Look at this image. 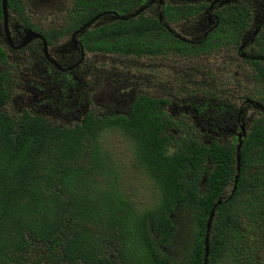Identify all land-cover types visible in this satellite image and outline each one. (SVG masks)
<instances>
[{"label":"trees","instance_id":"16d2710c","mask_svg":"<svg viewBox=\"0 0 264 264\" xmlns=\"http://www.w3.org/2000/svg\"><path fill=\"white\" fill-rule=\"evenodd\" d=\"M144 1L125 0L111 8L129 14ZM16 3L10 0L11 7ZM169 9L165 21L182 19L167 18ZM227 9L230 14L234 7ZM242 11L233 12L232 19L246 18L247 10ZM88 15L86 10L70 17L72 28L92 19ZM161 23L141 14L87 35L100 46H120L116 53L122 56L184 51ZM112 37L115 43L109 44ZM5 56L0 48V60ZM255 67L261 84L254 92L264 101V68ZM7 81L0 75V264H205L215 206L208 264H263L262 124L242 146L233 193L238 174L234 152L206 146L194 136L178 141L174 132L179 127L164 113L169 105L165 96L142 94L129 115H90L81 125L60 127L30 112L8 113L14 91ZM111 129L134 142L140 170L159 192L158 205L143 214L137 212L133 192L123 195L125 176L98 143ZM183 214L186 222L179 220ZM185 224L194 229L192 239L183 234Z\"/></svg>","mask_w":264,"mask_h":264},{"label":"flooded vegetation","instance_id":"af4514ba","mask_svg":"<svg viewBox=\"0 0 264 264\" xmlns=\"http://www.w3.org/2000/svg\"><path fill=\"white\" fill-rule=\"evenodd\" d=\"M123 1L125 0H17L16 5L11 7L10 0H7L5 17L3 0H1L0 48L5 51L6 56L0 60V75L7 77L6 86L8 85L9 89L14 92L20 89L28 90L32 84L36 86L40 95L42 93L47 95L44 102L46 105H43L47 110L41 111L33 108L36 106H27L29 110L24 109V112H30L34 116L44 117L47 120L53 117L54 119H50L73 123V126L64 127L81 125L84 119L90 115L94 118L118 114L129 115L134 101L129 99L128 94L125 95L121 92L123 88L114 87L112 85L114 82L111 84V79L108 77L103 82L95 83L92 87L93 81L88 77L92 70L90 64L87 63L90 56L106 58L108 55H120L116 53V49H119L120 46L116 49H110L108 45L100 46L96 43L98 39L92 40V37L87 34L93 29H104L118 22L119 20L113 19L116 15L130 18L142 7H147L142 14L153 13L156 8L155 13L162 22V26L174 39L183 43L184 51L175 55L180 60H198L212 55L209 62L217 63L220 58H223L226 53L230 54L231 51L246 65H251L250 67L254 71L257 72V67H255L257 63L264 68V55L260 52L264 27L260 24L257 29L251 30L255 24L254 18L261 16V21L258 20L257 24L264 21L263 2L259 10L255 11L256 7L253 1L249 0H153L152 2L145 0L135 12L123 15L116 10V7L111 8L112 3L120 5ZM61 5H64L65 9H61ZM229 6L234 7L230 14L226 13ZM169 8H171L172 15L167 18L178 15L182 19L173 23L165 21V11L170 10ZM186 9L189 12H185ZM32 10L42 12L44 15L61 12V18H59L56 28H47L45 22L41 21V17L36 18ZM86 10L92 19L83 25L72 28L69 18L77 12ZM240 10L242 13V10H247L246 18L242 21L241 19L233 20V12ZM90 22L93 23L81 31ZM184 23L187 28L186 34H180L175 28L181 27ZM179 24L181 25L179 26ZM58 26L60 27L58 28ZM31 35L36 37L31 39ZM111 40L115 43V39L112 37L109 44H111ZM255 46L256 50L249 49ZM223 49L227 50L219 53ZM167 53L160 55L159 53L156 55L146 53L140 57H161ZM9 60L13 64L12 67L7 66ZM211 66L215 67L207 65V67ZM191 67L192 65L189 66V71H191ZM181 68L161 70L159 66L153 65L150 70L156 78L164 80V84L167 85H174L173 82H176V79L182 84L193 82L192 72L184 71ZM240 68H243V64ZM204 71H209V69L205 68ZM16 74L21 75V82L15 78ZM30 74H33V80L28 79ZM206 75L211 74L207 72ZM207 76H205V80L195 81L193 88H189V86L183 88L184 93H180L173 87L166 90L167 96H164L169 99L170 106H166L164 111L167 108H172V105L175 104L179 110H184L186 113L190 111L193 112L192 116L195 115L193 124L179 116L178 119L189 127L184 128L183 123L177 125L179 129L175 130L174 135L178 141L194 136L206 146L217 144L234 152L237 160L239 145L242 143L244 146L245 140L253 133L254 129L259 128L260 124L262 127L264 126V101L258 100V96L254 92L255 89L250 90L247 86L242 90L240 82L243 80L238 79L233 85V79H231L227 81L226 85L219 86L216 77ZM249 76L246 75L245 78L248 79ZM23 84H26L25 87ZM231 86L232 88H230ZM235 87L241 92L237 91ZM172 98L174 102L171 105ZM191 98H195V100H191ZM14 102L23 103L18 97ZM92 104L107 108L110 105H117L121 106L122 110L110 115L96 116L91 111L88 112V108ZM36 105L39 108L40 103L38 102ZM50 123L62 127L52 121ZM220 134L226 138L224 141L217 139Z\"/></svg>","mask_w":264,"mask_h":264},{"label":"rangeland","instance_id":"374dc122","mask_svg":"<svg viewBox=\"0 0 264 264\" xmlns=\"http://www.w3.org/2000/svg\"><path fill=\"white\" fill-rule=\"evenodd\" d=\"M253 1L255 11L259 10V7L261 6V3H264V0H249ZM68 5V4H67ZM66 5V6H67ZM61 9H65L64 5L60 6ZM264 8V5H263ZM34 16L36 18L41 17V21H44L46 24V27H54L58 25L59 18H61V12L44 15L42 12L32 10ZM156 8H154L153 13H145V15H150L153 17H157ZM60 15V16H59ZM262 15H264V12H262ZM261 16L259 15L257 18H254L255 24L251 30L257 29L260 24L264 27V21L262 23L257 24L258 20L261 21ZM181 24H179L180 26ZM185 23L181 27H176L175 30L179 32L180 34H186L185 31H187L185 28ZM60 26H58L59 28ZM262 27V28H263ZM191 35V34H189ZM1 46V45H0ZM230 49V48H229ZM251 50H256L257 47H250ZM227 49L221 50L219 53H222L226 51ZM8 54L9 50H7ZM156 55V54H155ZM176 54L173 52L167 53L165 56H122V55H108L105 57H95L90 56L88 58L87 63L90 64L92 70L88 74V77L91 81H93L92 87H94L95 83L104 81L106 77L111 79V84L114 82V87H121L123 88L121 92L125 95H129V99H132L135 101L138 96L142 94H148L151 96H157L158 98L167 96L166 90H169L170 87H173L175 90L178 89L180 93L183 92V88L186 86H189V88H193L195 85V81L198 82L200 80H205L207 76L206 73L210 72L211 75L207 77H216L217 78V84L219 86L226 85L227 81L233 79V85H235V81L240 79L243 80V82H240L242 85V90L245 89L247 86L250 88V90H256L255 84L256 81L259 82L258 88L261 84V80L257 78V72L254 71L253 68H251L248 65H246L245 62L241 61L238 56H236L234 53L230 51V54H222L224 55L223 58H220V60L215 62H209V59L212 55L202 57L198 60H180L178 57L175 56ZM214 59V58H212ZM140 60V61H138ZM243 64V68H240ZM12 62L9 60L8 67H12ZM159 66L161 70L164 69H174L177 70L179 67H182L181 69L188 70L189 66L192 65L190 68L191 71H189L193 76V82H186L184 84L179 83L178 79H176V82H173L174 85H167L164 84L165 81L162 79L156 78L152 73L150 68L153 66ZM207 65H214L215 67H207ZM205 68H208L209 71H204ZM187 72V71H186ZM246 72V73H245ZM246 75H250L248 79L245 78ZM195 76V77H194ZM21 75L16 74L15 78L19 82H21L20 79ZM29 80H33L34 76L33 74H30L28 76ZM39 82V80L37 79ZM26 84H23L25 87ZM176 85V87H174ZM22 86V87H23ZM232 88V86L230 87ZM237 91H240V89L236 88ZM186 94V93H185ZM47 95H44L43 93L40 95L37 92V88L35 85L30 84L28 87V90L20 89L15 90L14 97L11 103L7 106L6 110L8 113L13 114L15 116H19L21 113L24 112V109L29 108L27 106H36L33 107L36 110H43L46 108V99ZM233 97V95L231 94ZM20 98V102L22 100V104L19 102H14L15 98ZM128 99V98H127ZM191 100H195V98H191ZM40 103L39 108H37V103ZM173 98L171 99V105L173 104ZM134 103V102H133ZM48 106V105H47ZM170 106V105H169ZM27 107V108H26ZM173 104L172 108L165 109L164 113L167 115L169 119H172L171 121L174 124H177L178 126L183 123L178 118L181 116L182 119H185L190 124L195 121V115L192 116V113L188 111L187 113L184 110H179V108ZM47 110V109H45ZM119 110H122L121 106L117 105H110L109 108L106 106H100L98 104H92L88 108V112H92V114L96 116H103V115H110L111 113L118 112ZM179 110V111H178ZM176 112V113H174ZM53 118V117H50ZM49 118V121H52V123H57L59 125L64 126H73L69 123L61 122L60 120H52ZM54 119V118H53ZM192 121H191V120ZM184 124V123H183ZM183 129V128H182ZM217 139L219 141H224L226 138L220 134L217 136ZM99 145L101 146L102 150H104L107 154L113 155V161L121 168L119 172L121 174H124V182L127 184H123V195L126 194H132V192L135 195V199L137 201V212L138 214H143L145 211L152 210L154 207L158 205V190L151 183L150 180L146 178V174L140 170V166L138 165L136 153L135 150V144L134 142L129 139L124 133H122L120 130L117 129H111L103 132L101 137L98 139ZM130 182V183H129ZM129 183V184H128ZM186 215H181L179 220L182 222H186ZM185 230L183 234L187 239H192L194 237V229H189L187 224L184 225ZM159 240V239H157ZM174 254L176 255V249L173 247ZM261 262L264 264V256L261 258Z\"/></svg>","mask_w":264,"mask_h":264},{"label":"water","instance_id":"95a60500","mask_svg":"<svg viewBox=\"0 0 264 264\" xmlns=\"http://www.w3.org/2000/svg\"><path fill=\"white\" fill-rule=\"evenodd\" d=\"M153 0H151L152 2ZM228 3V1H227ZM147 7H142L139 11L135 12L133 14V17H138L139 15H141L145 10H146ZM6 10H7V0H3V11H4V16L6 17ZM114 20H128V17L126 16H114L113 18ZM94 22V21H93ZM93 22H90L88 23L86 26L83 27V29L81 31H83L84 29L88 28ZM31 39L33 37H36V36H33L31 35L30 36ZM19 49H21L19 47ZM241 147H242V143L239 145L238 147V150H237V162H238V167H237V170H238V174L237 176L235 177V183H234V189H233V193L236 191V188H237V184H238V179H239V173H240V170H241V159H242V155H241ZM222 204V200H220L217 205H221ZM216 207H214V209L212 210L211 212V215H210V219H209V224H208V232H207V239H206V260H205V264H208V257H209V233H210V229H211V222L213 220V217H214V214H215V210H216Z\"/></svg>","mask_w":264,"mask_h":264}]
</instances>
